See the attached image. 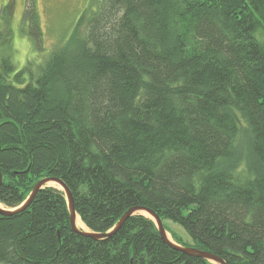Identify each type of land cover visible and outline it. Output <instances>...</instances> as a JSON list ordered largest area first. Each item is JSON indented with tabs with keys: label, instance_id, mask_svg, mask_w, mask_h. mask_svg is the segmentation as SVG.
<instances>
[{
	"label": "trees",
	"instance_id": "obj_1",
	"mask_svg": "<svg viewBox=\"0 0 264 264\" xmlns=\"http://www.w3.org/2000/svg\"><path fill=\"white\" fill-rule=\"evenodd\" d=\"M26 70L0 60L2 209L57 178L89 232L144 208L183 249L264 264V0H98ZM68 214L55 187L0 214V264H214L140 213L98 241Z\"/></svg>",
	"mask_w": 264,
	"mask_h": 264
},
{
	"label": "rangeland",
	"instance_id": "obj_2",
	"mask_svg": "<svg viewBox=\"0 0 264 264\" xmlns=\"http://www.w3.org/2000/svg\"><path fill=\"white\" fill-rule=\"evenodd\" d=\"M97 3L98 0H0V60H9L16 71L27 69L24 72L27 79L29 70L38 75L47 55L68 39L82 12L88 14ZM28 5L34 6L42 30L39 45L30 35L29 23L24 18ZM48 187L62 191L55 183ZM139 213L149 217L144 212ZM168 226L180 240L191 243L179 226L171 223ZM168 238L172 241L169 234Z\"/></svg>",
	"mask_w": 264,
	"mask_h": 264
},
{
	"label": "water",
	"instance_id": "obj_3",
	"mask_svg": "<svg viewBox=\"0 0 264 264\" xmlns=\"http://www.w3.org/2000/svg\"><path fill=\"white\" fill-rule=\"evenodd\" d=\"M1 181H2V177H1V173H0V184H1ZM49 182L55 183L61 187L62 192L65 196V200H66L67 208H68V212H69V214H68L69 215V225H70L71 230L74 233H76V235L78 234L80 236H83L86 238L88 237V238H91V239L97 240V241L103 240V239L109 238L113 234H115L124 225L125 221L129 217H131L132 215L138 214L139 212H145L154 221V223L157 227V230L159 232V235H160L161 239L163 240L162 242H165L171 248L178 250V251H181L182 253H184L186 255L196 257V258H201V259H204V260L209 261V262H213L214 264H225V262L222 259L212 255L209 252L198 250L195 248H184L183 249V247H180V246L176 245L175 243H173V241H170V239L168 238V234L164 230L162 222L160 221L158 216L155 215L152 211H150L148 209H144V208H132V209H130L120 218V220L118 221L116 226L111 231L104 233V234H95V233H92L89 231H84L82 229H78L77 225H76L77 214L75 213L74 200H73L72 193L66 187V185L60 179H57V178H43L42 180H40L39 182H37L35 184V186L33 187L32 191L30 193V196L28 197L26 202L21 207H19L18 209H15V210H5V209H2L0 207V214L3 216H12V215H15V214L23 211L24 209L29 207V205L31 203H33V200L35 199L37 193L41 189L48 187L47 185Z\"/></svg>",
	"mask_w": 264,
	"mask_h": 264
},
{
	"label": "bare ground",
	"instance_id": "obj_4",
	"mask_svg": "<svg viewBox=\"0 0 264 264\" xmlns=\"http://www.w3.org/2000/svg\"><path fill=\"white\" fill-rule=\"evenodd\" d=\"M52 185V182H49L47 186H51ZM145 213V212H144ZM148 215V214H147ZM76 225H77V228H82V229H86L85 226L83 225V223L81 222V220L79 219V217L77 216L76 217Z\"/></svg>",
	"mask_w": 264,
	"mask_h": 264
}]
</instances>
